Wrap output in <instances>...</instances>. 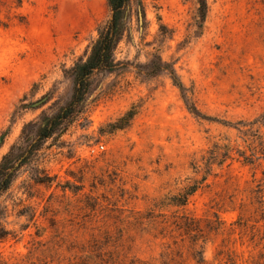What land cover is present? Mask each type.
I'll use <instances>...</instances> for the list:
<instances>
[{"label":"rangeland","instance_id":"374dc122","mask_svg":"<svg viewBox=\"0 0 264 264\" xmlns=\"http://www.w3.org/2000/svg\"><path fill=\"white\" fill-rule=\"evenodd\" d=\"M208 6L202 22L198 0H133L119 67L0 197V264H264V0ZM111 16L107 0H0V162L71 100L64 71ZM156 54L202 116L169 72H143Z\"/></svg>","mask_w":264,"mask_h":264},{"label":"trees","instance_id":"16d2710c","mask_svg":"<svg viewBox=\"0 0 264 264\" xmlns=\"http://www.w3.org/2000/svg\"><path fill=\"white\" fill-rule=\"evenodd\" d=\"M112 11L111 18L99 27L98 38L90 45L87 57H81L70 69H65V74L73 77L75 87L71 100L59 112L53 115H45L42 118L37 138L30 143V136L25 135L28 146L21 153H15V147L7 153L0 162V197L7 192L17 179L22 166L30 157L36 154L42 144L47 140L62 135L66 130V125L80 116L85 108L87 97L92 92L94 85V77L97 74L112 73L120 63L116 61L115 52L118 45L125 37L127 31L131 32L129 25L128 9L132 6L133 0H107ZM199 17L202 22L206 20L208 13V0H198ZM143 15L144 9H143ZM131 34V33H130ZM143 72L146 75H157L161 72H169L174 82L181 88L183 96L186 98L190 110L202 116L197 107L188 100L186 89L180 81L175 69L168 63L164 62L160 55L156 54L150 63L144 65ZM133 112L128 113L122 121L129 120ZM199 182L189 184L185 187L181 199L176 201V197L170 198L174 203L178 202L183 206L187 205L189 198L198 190ZM194 219L183 216V223H178L179 229L191 233L196 230L193 225ZM6 234V231L2 229ZM0 232V238H4ZM204 251H197L198 262L205 261ZM195 255V257H197Z\"/></svg>","mask_w":264,"mask_h":264},{"label":"water","instance_id":"95a60500","mask_svg":"<svg viewBox=\"0 0 264 264\" xmlns=\"http://www.w3.org/2000/svg\"><path fill=\"white\" fill-rule=\"evenodd\" d=\"M141 20H142V16H141ZM40 103H42V101H40V102H38V103H36V104H40ZM3 141V139H0V143Z\"/></svg>","mask_w":264,"mask_h":264},{"label":"built area","instance_id":"2783aa9c","mask_svg":"<svg viewBox=\"0 0 264 264\" xmlns=\"http://www.w3.org/2000/svg\"><path fill=\"white\" fill-rule=\"evenodd\" d=\"M100 147H101V148H104V145H101Z\"/></svg>","mask_w":264,"mask_h":264}]
</instances>
